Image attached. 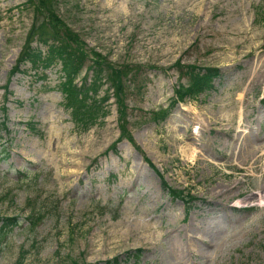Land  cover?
<instances>
[{
    "label": "rangeland",
    "instance_id": "obj_1",
    "mask_svg": "<svg viewBox=\"0 0 264 264\" xmlns=\"http://www.w3.org/2000/svg\"><path fill=\"white\" fill-rule=\"evenodd\" d=\"M26 1L0 0V215L20 220L0 264L21 250V264H134L139 247L137 264H264V0H58L87 51L134 71L131 138L109 83L97 93H111L108 113L82 130L58 61L11 72L33 19ZM182 63L221 75L155 119L188 83Z\"/></svg>",
    "mask_w": 264,
    "mask_h": 264
},
{
    "label": "trees",
    "instance_id": "obj_2",
    "mask_svg": "<svg viewBox=\"0 0 264 264\" xmlns=\"http://www.w3.org/2000/svg\"><path fill=\"white\" fill-rule=\"evenodd\" d=\"M57 4L58 0H27L25 2L24 6L31 9L33 19L11 72L20 71V66L26 62L30 63L32 69L38 70L46 69L52 66L53 62L58 61L61 64L62 72V79L58 85L64 95L63 106L69 110L74 125L82 130L88 129L97 122L100 116H106L108 113L103 102L108 100L111 93L108 89L104 91L103 95L97 93L104 84L109 83L108 87H112L117 103L120 118V120L118 118V125L121 129L120 138L123 136L131 138L126 133L129 107L126 101V87L129 85L128 82L134 71L130 74L132 68L129 64L116 66L107 61L96 49L91 48V52L87 51L84 48L86 41L81 39L80 34L62 18ZM37 40L43 42L46 49L33 46ZM178 68L182 74L187 76L188 83H181L174 88L176 96L172 98L170 107L152 110V116L155 119L166 116L171 106L177 101H183L186 98L194 99L204 90L213 87L215 78L221 75V67L216 65L200 66L194 63H182L178 65ZM28 125L33 128L31 123ZM2 129L7 130L5 119L0 121V131ZM116 143L117 140L111 143L110 147L115 149ZM159 176L163 186L168 188L173 197H181L187 205L189 203L191 205L190 201L194 196L189 191L185 193L182 188L171 186L162 174L159 173ZM38 220H40V216H34L31 219V225L36 226ZM19 224L20 220L17 216L0 215V251L4 239ZM141 251V247L137 248L135 252L127 251L128 255L135 257L134 264L139 261ZM23 258L24 253L21 250L14 264H21ZM106 261L110 264H120L117 255Z\"/></svg>",
    "mask_w": 264,
    "mask_h": 264
},
{
    "label": "bare ground",
    "instance_id": "obj_3",
    "mask_svg": "<svg viewBox=\"0 0 264 264\" xmlns=\"http://www.w3.org/2000/svg\"><path fill=\"white\" fill-rule=\"evenodd\" d=\"M226 187V186H225ZM225 189V188H224ZM224 191V190H223ZM228 191V190H227ZM231 198H233V197H231ZM194 229V228H193ZM209 230V229H208ZM197 230L196 229H194L193 230V232H192V236H195L196 237V235H195V232H196ZM191 235V234H190ZM186 238V237H185ZM203 238V237H202ZM206 239V238H205ZM191 242V241H190ZM194 243V242H193ZM208 243H210V242H208ZM188 245V244H187ZM195 246V245H194ZM196 247V246H195ZM197 248V247H196ZM181 251V250H180ZM176 256V255H175ZM184 255L182 254V255H180L179 256V258H181V257H183ZM189 257V256H188ZM188 260V259H187ZM185 263V262H184ZM189 264V263H188Z\"/></svg>",
    "mask_w": 264,
    "mask_h": 264
}]
</instances>
